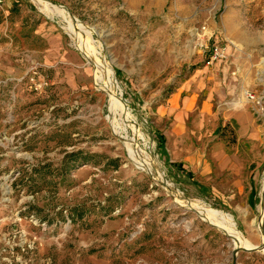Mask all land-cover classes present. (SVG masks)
I'll use <instances>...</instances> for the list:
<instances>
[{"label":"rangeland","instance_id":"obj_1","mask_svg":"<svg viewBox=\"0 0 264 264\" xmlns=\"http://www.w3.org/2000/svg\"><path fill=\"white\" fill-rule=\"evenodd\" d=\"M45 1L74 38L34 0L0 4V264H232L234 239L184 202L262 245L264 116L239 103L258 84L264 0ZM208 39L239 69L213 105ZM242 106L259 129H241Z\"/></svg>","mask_w":264,"mask_h":264},{"label":"bare ground","instance_id":"obj_2","mask_svg":"<svg viewBox=\"0 0 264 264\" xmlns=\"http://www.w3.org/2000/svg\"><path fill=\"white\" fill-rule=\"evenodd\" d=\"M36 1V3L41 6L40 8H42L43 11H45L47 14L50 15H60L63 16L68 22H70L69 25V33L70 35L73 36L77 35L76 31H77V26H75V21L70 17L69 15V11L57 7L53 4H51L48 1L45 0H34ZM69 12V13H68ZM73 16V15H72ZM78 24V23H76ZM80 26V25H79ZM78 40V39H77ZM92 60V58H91ZM92 62V61H91ZM96 65V64H95ZM105 66V65H104ZM98 69H99V75H100V81L103 82V84H108L109 86L111 85V82L108 80L109 76H108V69L107 68H102V65H98ZM111 69V68H110ZM113 74H111V78L110 80L113 82L114 81V76H112ZM148 139V138H147ZM136 151V150H135ZM144 153V152H143ZM149 158V157H148ZM152 159V158H151ZM148 162V160H147ZM156 162V161H155ZM149 163V162H148ZM147 163V171L148 173L156 176L157 173H159L161 175V177L163 176L159 170L157 169V167H155L153 161H150V163ZM184 206L186 208H192V209H196L198 212L203 213L206 217V219L215 224L218 228H220L226 235L230 236L231 238H233V243L235 246L239 247V248H256V247H260L261 245H254L252 244L250 241H248L247 239H245L232 225L229 216L227 214H224L222 212H216L213 211L209 208H204V209H200L199 207L193 205V204H189L187 202H184ZM261 214H262V220L259 223V232H260V236H261V240L263 241L264 239V181H263V188H262V206H261ZM264 251V249L262 250Z\"/></svg>","mask_w":264,"mask_h":264},{"label":"crops","instance_id":"obj_3","mask_svg":"<svg viewBox=\"0 0 264 264\" xmlns=\"http://www.w3.org/2000/svg\"><path fill=\"white\" fill-rule=\"evenodd\" d=\"M249 67L248 69H246V67L243 68V71L247 74L248 72H250V69H252L251 64L249 65ZM234 69L235 68H233L230 63H219L214 68L210 69L212 78L216 80H214V82H212V85L210 86V88L212 89H210V92L208 93V99H206L207 104L210 103V105H213L214 102H220L221 100L226 99L228 96L233 95L238 91L237 88H232V86L230 85V79L232 78L231 72ZM244 72L243 74H245ZM243 102H245V99L241 100L239 104ZM247 112V108H243L242 106L241 109H238L236 113H233L234 118H236L238 123H240L241 129H259L258 127L252 126V123H248V121H246L245 125L243 124L245 123V118H248ZM215 158L220 161L221 168L225 169L229 167L228 158H225V154L223 152H218Z\"/></svg>","mask_w":264,"mask_h":264},{"label":"built area","instance_id":"obj_4","mask_svg":"<svg viewBox=\"0 0 264 264\" xmlns=\"http://www.w3.org/2000/svg\"><path fill=\"white\" fill-rule=\"evenodd\" d=\"M4 0H0V4ZM201 48L207 53V65L215 67L219 63H230L231 53L229 47L221 42L209 43V39L200 43ZM238 68H235L231 73L237 75ZM255 74L257 86L254 89H244L243 97L247 102L253 104L256 112L264 116V54L260 56L259 61L255 64Z\"/></svg>","mask_w":264,"mask_h":264},{"label":"water","instance_id":"obj_5","mask_svg":"<svg viewBox=\"0 0 264 264\" xmlns=\"http://www.w3.org/2000/svg\"><path fill=\"white\" fill-rule=\"evenodd\" d=\"M264 249V239L262 241V245L260 247H256V248H239L237 246L234 247V251H233V262L232 264H237V256L238 253L243 250V251H259V250H263Z\"/></svg>","mask_w":264,"mask_h":264},{"label":"trees","instance_id":"obj_6","mask_svg":"<svg viewBox=\"0 0 264 264\" xmlns=\"http://www.w3.org/2000/svg\"><path fill=\"white\" fill-rule=\"evenodd\" d=\"M83 152L82 151H78V152H72V153H69L68 155H67V157H73V156H79V155H81ZM78 158V157H77ZM76 158V160H78Z\"/></svg>","mask_w":264,"mask_h":264}]
</instances>
